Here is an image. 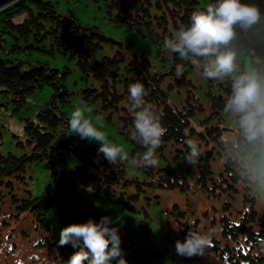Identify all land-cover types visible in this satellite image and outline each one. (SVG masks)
<instances>
[{
  "label": "trees",
  "instance_id": "16d2710c",
  "mask_svg": "<svg viewBox=\"0 0 264 264\" xmlns=\"http://www.w3.org/2000/svg\"><path fill=\"white\" fill-rule=\"evenodd\" d=\"M209 3L215 0H19L0 11V109L21 121L12 137L24 149L0 152V264H67L80 247L60 246L61 229L103 216L117 227L106 202L130 217L119 232L127 264H161L159 245L183 241L189 231L214 233L206 251L214 264H264V249L256 246L264 239V185L244 167L243 144L237 150L227 143L238 139L235 120L223 112L231 81L205 79L197 65L163 47L165 36ZM241 3L257 6L261 21L246 37L237 29L230 45L237 73L264 74V0ZM78 6H90L112 30L80 19ZM135 82L167 129L157 167L109 164L98 143L68 131L83 101L130 158L144 151L132 139L128 86ZM189 138L201 153L196 165L185 162ZM35 170L47 178L37 193L27 178ZM71 180L102 202L66 199ZM205 256L193 258L205 264Z\"/></svg>",
  "mask_w": 264,
  "mask_h": 264
},
{
  "label": "clouds",
  "instance_id": "9594fccd",
  "mask_svg": "<svg viewBox=\"0 0 264 264\" xmlns=\"http://www.w3.org/2000/svg\"><path fill=\"white\" fill-rule=\"evenodd\" d=\"M260 21L261 12L255 5L241 3V0H215L205 10L194 11L187 26L181 25L165 36L163 47L176 54L181 61L197 65L203 78L216 81L228 78L231 81L223 112L235 120L238 139L228 140L227 143L237 150L243 144L241 158L250 170L249 174L258 185H264V74L255 68L238 74L236 52L230 47L239 38L237 29L246 37ZM254 62L259 63V58ZM183 71L184 66L179 65L178 72ZM128 93V101L134 111L132 139L139 142L144 151L130 158L123 146L110 142L106 133L86 117L88 108L83 101L71 112L68 131L81 139L98 143V153L103 154L109 164L128 161L137 168L157 167L156 149L161 146L167 129L146 104L144 97L148 93L142 83L129 84ZM184 143L190 150L185 162L196 165L201 154L197 143L190 138ZM112 223L110 217L103 216L99 223L89 219L61 229L60 246L71 244L73 248L80 247L67 264H83L84 261L88 264H111L113 260L116 264H127L120 247L119 229L110 227ZM213 235V232L201 234L189 231L183 241H175V252L186 258L204 256L212 245ZM256 246L264 249V239H258Z\"/></svg>",
  "mask_w": 264,
  "mask_h": 264
},
{
  "label": "rangeland",
  "instance_id": "374dc122",
  "mask_svg": "<svg viewBox=\"0 0 264 264\" xmlns=\"http://www.w3.org/2000/svg\"><path fill=\"white\" fill-rule=\"evenodd\" d=\"M79 7H76V13L79 15L80 19H82L83 21H86L88 23H95L100 25V27L103 29V31L105 33H109L108 31L112 30V27L110 26L109 22L107 20H104L103 18L100 19L98 17V15L96 14V12L89 6V7H80L83 10L84 9H88L87 13H82L81 11H79ZM60 9V7L58 8ZM106 50V49H105ZM77 107V106H75ZM74 107V108H75ZM73 108V110H74ZM85 115H87V118H89L93 124L95 126H97L99 128V130L103 131L102 128L104 127V125L106 124L104 121H102L101 118L96 117V116H92L90 117L88 113H86ZM3 126H2V125ZM227 130H230V127H226ZM22 131V126H21V121L18 120L16 118V116L12 115L8 110H4V109H0V152L5 154V153H12V154H16L19 155L21 152L24 151V149H20L14 141V138L12 137V134H20ZM110 142L111 139H113L114 141L116 139H119V137H114V135H107ZM244 167L247 169V165L244 163ZM248 170V169H247ZM250 171V170H248ZM46 173L43 170H35L31 172V179L29 177L28 181H29V186L28 188L32 190L33 193H37L40 191V189H42L43 185L46 183L47 178H46ZM29 176V175H28ZM70 185L73 189L72 193L70 195L67 196L66 199H73V198H77V196H80L82 198H84L87 201H91L94 203H101V198H99L97 195L91 193L90 191H87L86 187L81 186L79 183L74 182V181H70ZM172 202V198H168L166 199V203L170 204ZM105 209L106 210H111L113 211V215H111V217H113L114 219L118 220L119 223H117V228L119 229V232H121L122 223H126L130 217H128V215H125L124 211L121 208L116 207L114 204L110 203V202H106L105 203ZM132 221V220H131ZM152 240V239H151ZM153 242V241H152ZM146 242L145 241H141L140 242V246L146 247ZM155 244V243H153ZM160 250L163 252L164 260L161 264H201L198 260L192 258H186L183 256H180L181 261L178 262L175 260V244L171 245V244H166L164 246L159 245ZM167 248V250H166ZM208 253L207 252L205 255L204 260L206 262H204L205 264H214L213 262L210 261V259H208ZM152 259H154V257L152 256ZM112 264V262H111Z\"/></svg>",
  "mask_w": 264,
  "mask_h": 264
},
{
  "label": "water",
  "instance_id": "95a60500",
  "mask_svg": "<svg viewBox=\"0 0 264 264\" xmlns=\"http://www.w3.org/2000/svg\"><path fill=\"white\" fill-rule=\"evenodd\" d=\"M17 1L19 0H0V11L4 10L9 5L16 3Z\"/></svg>",
  "mask_w": 264,
  "mask_h": 264
}]
</instances>
